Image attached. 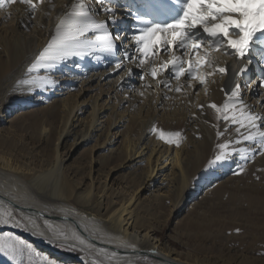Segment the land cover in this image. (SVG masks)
<instances>
[{"label":"bare ground","instance_id":"6f19581e","mask_svg":"<svg viewBox=\"0 0 264 264\" xmlns=\"http://www.w3.org/2000/svg\"><path fill=\"white\" fill-rule=\"evenodd\" d=\"M74 2L91 9L97 20L106 19L104 7L115 8L118 23L109 20L111 31L130 35L135 30L127 11L135 10L139 0H112L103 5L96 0H50L52 7L45 0L31 15L20 3L0 8V124L12 112V101H25L14 134L0 130V209L11 213L8 223H0V237L16 246L20 264H136L145 255L154 256L159 264H264L258 254L264 250V152L256 151L261 148L259 142L236 143L240 140L236 126L217 120L215 111L207 108L210 102L223 104L225 93L239 84L248 110L264 117V86L260 84L264 40L257 41L245 59L210 50L213 67H226L227 75L217 72L206 84L181 77V92L174 90L177 81L170 70L156 79L139 78L151 65L138 67V61L123 59L130 42L127 37L117 42L114 53L96 49L52 68L29 72L58 18L71 11ZM168 59V53H159L154 61L159 64ZM117 62L123 68L113 70ZM242 67L246 71L236 76ZM202 71L212 68L205 64ZM45 76L54 79L55 85L45 87ZM158 80L167 81L169 87L159 85ZM197 104L205 105L203 113ZM258 124L264 125V120ZM153 126L180 132L179 146L159 139ZM228 140L233 145L227 151L234 146L236 154L208 166L218 145ZM89 143L109 158L97 161L89 155L76 166L68 162L79 146ZM238 164L244 171L234 174ZM135 165L140 171L132 180L125 182L122 177L113 183L114 168L126 173ZM206 186L215 200L210 253L219 238L231 246L241 240L242 246L226 259L210 255V263L193 257L191 250L176 252L161 244L144 225V210L154 205L161 208L175 193L180 196L189 191L188 198L195 197ZM145 190L151 192L150 200L143 195ZM188 198H182V204ZM217 207L223 208V214ZM248 227L254 230L248 233L251 241L246 253L240 230ZM54 243L79 254L67 257L53 248ZM0 264L14 261L0 252Z\"/></svg>","mask_w":264,"mask_h":264},{"label":"snow or ice","instance_id":"6c2138e0","mask_svg":"<svg viewBox=\"0 0 264 264\" xmlns=\"http://www.w3.org/2000/svg\"><path fill=\"white\" fill-rule=\"evenodd\" d=\"M48 2L52 7L50 0ZM105 2L110 4L112 0H96V3L101 5ZM12 3L24 5L31 15L37 11L38 6L45 3V0H0V8ZM71 9L58 18L50 32V38L27 69L29 72L37 68H52L71 56H81L96 49L114 53L117 42L127 37L130 42L124 48L123 59L138 61V67L151 65L150 71L140 74L139 78L143 81L145 75H150L156 79L160 73L170 70L177 81L174 90L181 92L183 88L180 83L181 77L192 78L200 84H206L208 77L217 72L227 75L226 67H213L214 61L209 56L210 50L218 49L225 54L235 55L237 59H245L251 54V49L257 41L264 40V0H139L135 4V10L130 7L127 11V15L134 19L136 25L130 35L111 31L109 20L113 25L118 23L115 8L102 9L106 17L104 20L95 19L91 9H87L83 3L78 5L74 2ZM162 14L165 18H161ZM129 48H134L135 51L130 53ZM178 52L181 55H177ZM159 53H168L170 59L155 63L154 58ZM205 64L212 68L211 72L202 71ZM122 68L123 64L117 62L113 70ZM131 71L129 69V74ZM245 71L246 67H242L236 76L242 75ZM32 83L35 84L36 81ZM42 83L48 87L54 86L56 81L45 76ZM158 84L169 87L168 82L164 80H158ZM260 84L264 86V80H261ZM225 95L223 104L210 102L207 108L215 111L217 120L236 126V135L240 137L236 143L259 142L261 148L256 151L264 152V131H259L264 125L258 124L264 117L253 115L248 110V106L240 98L239 84ZM196 107L201 113L204 112L205 105L197 104ZM242 129L244 131H241ZM152 131L168 144L179 146L182 139L180 132L159 130L155 126ZM216 134L218 137L222 135L220 131ZM231 145H233L231 140L219 144L218 152L208 161V166L232 158L236 154V149L233 146L231 152L227 151ZM256 151H253V155ZM242 158L247 162L246 156ZM243 171L244 168L238 164L234 174ZM10 218V212L0 209V223L6 224ZM0 252L9 255L14 264H20L16 246L4 237H0Z\"/></svg>","mask_w":264,"mask_h":264},{"label":"rangeland","instance_id":"374dc122","mask_svg":"<svg viewBox=\"0 0 264 264\" xmlns=\"http://www.w3.org/2000/svg\"><path fill=\"white\" fill-rule=\"evenodd\" d=\"M128 27H130V25H128ZM24 102V100L12 101V104L14 105L12 107V112H10L7 116L3 114L5 118L3 120L4 122L0 124V130L9 131L14 134L17 125V116L23 111L22 104ZM119 141L120 140H118V144H115L116 146L113 145L115 149L117 146H119ZM89 155H92L94 158H96L97 161L109 158V156L102 152L99 148L92 149V143H89L79 146L73 152L68 162L76 166L81 162L83 163V161L87 160L89 158ZM114 169L116 172L113 175V183H117L118 180L122 177V180L128 182L130 178L132 180V178H134V176L138 174V172L140 171V166L135 165L132 168L128 169L126 173L124 171H119L118 167ZM157 188L158 186L156 184L153 187V190H157ZM205 189H207V186L203 188V190L198 193L197 196L192 198H188L189 191H186L180 196H178L179 194L175 193L174 196L172 195L170 201H166L164 204H162V206H160L161 208H159V206L155 207L154 205L150 208V210H144V213L146 214L144 225L147 226V228L151 229L152 234L159 239L161 244L168 245L170 249L176 252L184 253L191 250L190 252L193 257L205 259L210 263V255L217 258L219 257L221 259H226L229 257L230 253L236 254L237 248L240 249L242 248V246H240V243L238 242L241 240H237V242L233 243V245L231 246V243H229L226 239L219 238L215 241L214 251L210 253V217L212 215L211 211H213V203L215 202V200L210 199V190L205 191ZM143 195H145V197L147 196V200H150L152 198V196H150L151 192L149 190H145L143 192ZM182 198H188L189 200L187 199V201L182 204ZM216 211H218L220 214H223V208L217 207ZM241 230L240 234L242 235V243L244 245L243 249H245V252L247 253L250 251L249 241H251L248 233L253 231L254 229L248 227ZM222 235L223 234L220 233V236ZM261 241L263 242L262 247H264V236H262ZM53 248L57 250V252L70 258H75L79 254L78 250L59 245L57 243L53 244ZM260 250H262V252L261 254L258 252V254L261 258H264V250ZM136 264L159 263L154 258V256L145 255L144 257L138 259L136 261Z\"/></svg>","mask_w":264,"mask_h":264}]
</instances>
